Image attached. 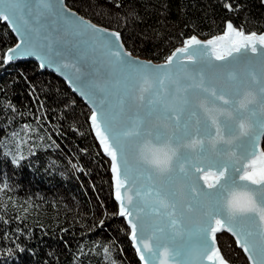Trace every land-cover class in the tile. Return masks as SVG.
<instances>
[{"label": "snow or ice", "instance_id": "6c2138e0", "mask_svg": "<svg viewBox=\"0 0 264 264\" xmlns=\"http://www.w3.org/2000/svg\"><path fill=\"white\" fill-rule=\"evenodd\" d=\"M0 21L20 37L5 64L35 56L40 68L73 70L69 79L88 97L91 129L110 158L113 215L125 218L144 264H230L218 246L222 232L250 264H264V33L226 20L222 35L185 37L153 65L127 49L121 32L60 0H0ZM146 144L172 146L167 168L146 162Z\"/></svg>", "mask_w": 264, "mask_h": 264}, {"label": "trees", "instance_id": "16d2710c", "mask_svg": "<svg viewBox=\"0 0 264 264\" xmlns=\"http://www.w3.org/2000/svg\"><path fill=\"white\" fill-rule=\"evenodd\" d=\"M226 2L239 11L221 0H66L156 62L185 37L223 33L226 20L264 33V0ZM15 39L0 21V264H141L125 220L113 215L110 159L91 129L90 109L36 62L5 65ZM218 245L230 264H249L229 234H219Z\"/></svg>", "mask_w": 264, "mask_h": 264}, {"label": "water", "instance_id": "95a60500", "mask_svg": "<svg viewBox=\"0 0 264 264\" xmlns=\"http://www.w3.org/2000/svg\"><path fill=\"white\" fill-rule=\"evenodd\" d=\"M60 2H61V4L63 5V4H66L67 5V3H66V0H60ZM67 7L68 8H70L68 5H67ZM72 9V8H71ZM74 10V9H73ZM75 11V10H74ZM76 13H78V15L79 16H82V17H84L87 21H90L91 23H93V24H96V25H98V26H102V25H100V24H97L96 22H94V21H92L91 19H89L88 17H86V16H84V15H82L80 12H77V11H75ZM3 22V21H2ZM3 23H6L7 24V22H3ZM7 26L10 28V30L12 29V25H10V24H7ZM103 27H105V26H103ZM107 28V27H106ZM110 29V28H109ZM238 29V28H237ZM244 31V30H243ZM11 32H12V30H11ZM245 32V31H244ZM13 34H14V36L16 37V44L17 43H19V41H20V37H19V35L18 34H16V33H14V32H12ZM223 33H221V34H218V35H222ZM245 34H250V33H246L245 32ZM258 34V33H257ZM259 35V34H258ZM214 37V36H213ZM198 39H201L202 41H204V40H207V39H209V38H207V39H202V38H200V37H197ZM210 38H212V37H210ZM224 43H226V42H224ZM15 44V45H16ZM15 45L14 46H12V47H15ZM180 46H182V44H180L178 47H180ZM11 47V48H12ZM219 50L220 51H223L224 50V48L223 47H220L219 48ZM4 53H6V52H4ZM134 54V53H133ZM136 57H138L141 61H143V62H148V61H151V63L153 64V65H160V64H164L165 62H166V58H165V60H163V61H161V62H156V61H154V60H150V59H147V58H144V57H141V56H137L136 54H134ZM4 58H5V54H4ZM25 61H34V62H36V64H40L41 63V60H38V59H36V57L35 56H31V57H28V58H26V59H24V60H17V61H15V62H9L8 64H5V65H11V64H16V63H19V62H25ZM44 62H45V64L47 65V60H44ZM42 71H49V72H52V73H54L56 76H58V77H60V78H62V80H64L65 82H66V84H67V86L69 87V89H71L72 90V92L79 98V99H81V101H83L87 106H88V108L91 110V107H92V105H91V103H90V101H89V99H88V97L87 96H84V95H82L81 93H80V91L76 88V85L74 84V83H72L71 81H70V77H71V74H72V69L71 68H67V69H61L60 67H59V65H57V64H52V65H50V66H46L45 68H40ZM91 123V122H90ZM91 126V125H90ZM95 134V133H94ZM263 141H264V137H262L261 139H260V141H259V144H260V150H264V148H263ZM102 149V148H101ZM102 152H103V150H102ZM110 159V158H109ZM210 179H212L211 177H210ZM200 184H201V186H203V181H200ZM249 187H253V186H251V185H249ZM113 190H114V184H113ZM122 192H123V190H122ZM125 196H127V195H131V192H128V193H123ZM116 202V201H115ZM120 218H122V217H120ZM122 219H124L125 220V218H122ZM126 222V221H125ZM223 233V232H222ZM222 233H218L217 235H219V234H222ZM225 233H227V234H229V236H231V234L230 233H228V232H225ZM234 238V237H233ZM129 240H131V239H129ZM234 240H235V238H234ZM131 242H132V246H133V248L135 249V247H134V244H133V241L131 240ZM182 241H180V240H178L177 241V243L179 244V243H181ZM219 246V245H218ZM237 248L238 249H240L238 246H237ZM240 250H242V249H240ZM135 253L137 254V256H138V258H139V255H138V253L136 252V250H135ZM245 256L247 257V255L245 254ZM140 260V259H139ZM141 261V260H140ZM248 261V260H247ZM141 264H144V262L143 261H141ZM169 264H175V262L174 261H169ZM206 264H207V262H206ZM249 264H250V262H249Z\"/></svg>", "mask_w": 264, "mask_h": 264}, {"label": "clouds", "instance_id": "9594fccd", "mask_svg": "<svg viewBox=\"0 0 264 264\" xmlns=\"http://www.w3.org/2000/svg\"><path fill=\"white\" fill-rule=\"evenodd\" d=\"M143 154L146 162L150 166L155 168H167L170 161L173 159L174 151L169 144H146L143 148ZM233 199H235V197ZM229 208L238 213L241 211V209L233 207L232 201L229 203Z\"/></svg>", "mask_w": 264, "mask_h": 264}]
</instances>
